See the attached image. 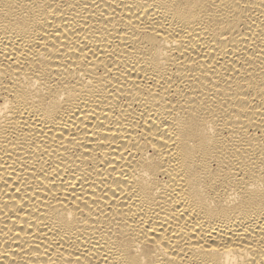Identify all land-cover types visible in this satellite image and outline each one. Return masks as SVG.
Masks as SVG:
<instances>
[{"label": "bare ground", "instance_id": "1", "mask_svg": "<svg viewBox=\"0 0 264 264\" xmlns=\"http://www.w3.org/2000/svg\"><path fill=\"white\" fill-rule=\"evenodd\" d=\"M0 264H264V0H0Z\"/></svg>", "mask_w": 264, "mask_h": 264}]
</instances>
